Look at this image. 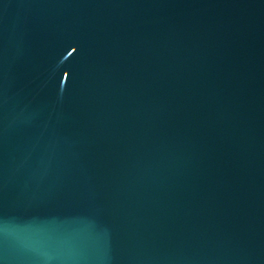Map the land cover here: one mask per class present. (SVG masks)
<instances>
[{
	"label": "water",
	"instance_id": "water-1",
	"mask_svg": "<svg viewBox=\"0 0 264 264\" xmlns=\"http://www.w3.org/2000/svg\"><path fill=\"white\" fill-rule=\"evenodd\" d=\"M0 264H264V0H0Z\"/></svg>",
	"mask_w": 264,
	"mask_h": 264
}]
</instances>
